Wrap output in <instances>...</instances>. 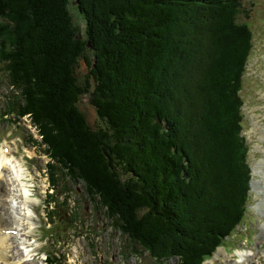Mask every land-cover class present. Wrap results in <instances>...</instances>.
I'll return each mask as SVG.
<instances>
[{
    "label": "trees",
    "instance_id": "1",
    "mask_svg": "<svg viewBox=\"0 0 264 264\" xmlns=\"http://www.w3.org/2000/svg\"><path fill=\"white\" fill-rule=\"evenodd\" d=\"M75 1L85 31L71 0H0V67L14 89L7 113L28 116L38 128L57 162L53 184L60 176L81 182L127 243L155 256L164 239L184 231L176 227L178 203L183 192L195 196V187L200 209L193 225L201 234L184 228L188 242L174 240L178 264H202L234 234L251 197L241 94L254 48L242 14L247 4ZM86 94L102 125L80 109ZM216 167L226 168L219 178L199 180ZM67 213L71 222L79 215L70 207Z\"/></svg>",
    "mask_w": 264,
    "mask_h": 264
},
{
    "label": "rangeland",
    "instance_id": "2",
    "mask_svg": "<svg viewBox=\"0 0 264 264\" xmlns=\"http://www.w3.org/2000/svg\"><path fill=\"white\" fill-rule=\"evenodd\" d=\"M75 2V0H71L72 5L70 4L74 21L85 31V17L82 16L79 9L74 5L76 4ZM244 3L247 4L246 11L242 13L246 15L244 20L250 24L254 32V48L248 61L247 72L244 77V87L241 92L244 99V134L250 144L248 159L252 169L249 183H252L253 187L251 197L247 203L248 213L236 226L238 228L237 233L228 237L230 240L227 241L225 240L226 235L223 239L226 242L216 247V249L219 248L214 256L216 260L206 262L205 264H243L242 260L239 261L241 257L238 252L249 250L254 255L250 264H264V211H262L264 210V203L260 205L259 209L255 208L259 199L264 198V189H262V185H264V0H244ZM193 20L187 17L186 24L188 22L192 23ZM202 35L204 34L202 33ZM3 68L0 67L2 76H4ZM77 72L79 79L83 80L88 74V66L85 62H82L78 66ZM10 90L12 95L14 89L8 85V77L5 75V81L0 82V109L4 102L3 94L9 93ZM79 107L86 113L89 122L93 126L103 124L95 105L90 100L89 94L82 96ZM201 127L205 126L201 125ZM209 137L208 140L217 139L212 138L213 136L211 135ZM41 139L40 132L30 117L24 116L20 121L14 115H10L6 120L0 117V148L3 150L1 154H5V148H10L8 149V152H10V154L8 153V157L11 160H15L16 157L17 160H21L22 178L25 179L26 177V183L24 179L23 181L20 180L21 182L18 183V186L21 184L28 193H22V198L18 197L19 199L17 198L16 202L9 201V209H11L12 216H14V210L17 209H19L20 215L23 216L20 220L21 225H17L12 220V217L7 216L9 221V225L5 229V233L6 230L8 232L6 233L7 237L6 240H0V264L4 262L5 256L11 261L19 260L30 264L31 262L32 264H47L43 252L39 254L34 253L39 245L37 243L30 244V241L35 238L37 242L35 234L40 235V229L45 228L47 221L45 207L51 206V198L47 195L50 188L47 165L51 167V163L57 164L49 152L47 153L43 149ZM226 149L224 146L222 155L226 154ZM0 157L3 156L0 155ZM219 159L225 160L224 157H219ZM216 169L218 168L216 167ZM213 170L215 173L211 171L199 173V180H202L204 184H210L209 179L219 178L226 168ZM12 171L11 167L6 170L7 178L12 175ZM207 172L208 175L206 177ZM0 178H3V176ZM4 179L7 180L6 178ZM67 179L68 182H74L68 177ZM70 186L73 189L70 206L64 203L59 207L65 210L68 207L75 209L77 204V208L79 209V215L75 219L77 228L75 229L74 224L69 223L67 229L58 230L56 224L54 231L55 233L58 231L59 234L57 236L59 239H56V244L49 240L44 248L50 251H57L63 259H67L69 264H172L183 260L182 253L178 250L175 251L177 245L174 238L177 240L179 238L178 242H180V237H183V243L188 242L187 238L183 236L187 234L184 228L197 236L201 234L193 225V216L197 215L200 209L198 206L196 207V201L200 198L199 192L195 190V187V196L185 198V192H183L178 203L181 221L176 227L184 231L182 234H177L179 231L173 232L168 239H164L163 245L158 249L160 255L155 256L149 250L141 249L137 244H128L126 236H123L120 230L116 229L114 222L106 215L105 209L98 205V200L93 197H91L92 201L89 199V196L83 190L81 182L76 183L75 181ZM77 188H79V191H77ZM62 191L64 192L61 189L60 193ZM60 193L59 196L63 197ZM34 197H37V200L29 204V208L31 209L30 216H32L31 221L29 214H27L29 210L26 204L27 200L34 201ZM209 205L211 203H208ZM32 208L37 211L36 214L33 213ZM24 215L27 216V221ZM54 215L57 216V213ZM56 218L58 219V217ZM68 218L71 219L67 213L64 217L65 220L62 222H68ZM35 227L36 229H34ZM32 231L35 234H32ZM30 235L31 237L29 238ZM9 246H11L10 252L3 255ZM128 251L135 252L136 254L133 253L132 256H129L131 252L128 253ZM174 251L176 254H174Z\"/></svg>",
    "mask_w": 264,
    "mask_h": 264
},
{
    "label": "bare ground",
    "instance_id": "3",
    "mask_svg": "<svg viewBox=\"0 0 264 264\" xmlns=\"http://www.w3.org/2000/svg\"><path fill=\"white\" fill-rule=\"evenodd\" d=\"M2 151L3 150L0 148V155L3 156V157H0V177L3 176L9 182L7 180L0 179V240H6V237H7L6 233L8 232L6 231L5 233V229L9 225L8 217H12V220L14 221V223H16L17 225H21L20 220H21V217L23 216L19 214L20 213L19 209L14 210V216H12L11 209H9L10 206H9L8 201L10 200L12 202H16L15 200L18 197L22 198L23 196L22 193L24 194L25 193L28 194V193L26 192V189L22 187L21 184L20 186H18V183H20L24 179L22 178L23 174L21 173V165L19 164V160H17L15 157H14L15 160H11V158L8 157V149L7 151L5 150L4 155L1 154ZM9 167H11L13 171H12V175L9 178H7L6 170H8ZM262 189H264V185H262ZM262 202L264 203V198H262ZM15 212L18 214L15 215L16 214ZM10 249H11V246H9V248H7L4 251L3 255H5V253L10 252ZM238 253L241 257L239 261L242 260L243 264H250L252 262L254 255L251 250L244 251V252H238ZM0 254H1V251H0ZM2 264H30V263L26 261L25 262L19 261V260L11 261L7 256H5L4 262Z\"/></svg>",
    "mask_w": 264,
    "mask_h": 264
}]
</instances>
